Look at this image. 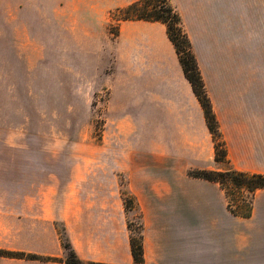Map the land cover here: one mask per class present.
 I'll return each instance as SVG.
<instances>
[{
  "label": "crops",
  "instance_id": "0c3cea01",
  "mask_svg": "<svg viewBox=\"0 0 264 264\" xmlns=\"http://www.w3.org/2000/svg\"><path fill=\"white\" fill-rule=\"evenodd\" d=\"M133 1L0 0V48L7 32L28 33L13 40L19 47H53L55 31L71 34L80 47L116 45L127 62L147 65L142 91L121 96L139 100L162 167L195 160L203 168L264 175V0H169L191 43L227 165L214 161L203 109L165 25L123 20L117 36H109V11ZM16 172L12 184L0 187V248L58 259L0 256V264H71L59 228L81 264H264V188L254 190L249 215L241 216L227 208L217 183H165L174 198L136 203L142 261L135 262L122 200L81 198V181L72 178L60 188L39 184L31 161Z\"/></svg>",
  "mask_w": 264,
  "mask_h": 264
},
{
  "label": "rangeland",
  "instance_id": "374dc122",
  "mask_svg": "<svg viewBox=\"0 0 264 264\" xmlns=\"http://www.w3.org/2000/svg\"><path fill=\"white\" fill-rule=\"evenodd\" d=\"M63 36L55 31L53 47H19L13 40H27L28 33L7 32V46L0 48V187L31 161L39 184L60 188L72 178L81 181V198L122 200L129 233L137 237V202L174 198L165 183H209L187 172L215 168L195 160L162 167L139 100L121 96L142 91L147 65L127 62L116 45L80 47L71 34ZM226 192L233 210L250 207L253 194L234 185Z\"/></svg>",
  "mask_w": 264,
  "mask_h": 264
},
{
  "label": "trees",
  "instance_id": "16d2710c",
  "mask_svg": "<svg viewBox=\"0 0 264 264\" xmlns=\"http://www.w3.org/2000/svg\"><path fill=\"white\" fill-rule=\"evenodd\" d=\"M109 22L107 24L108 32L111 37L118 34V24L123 20H144L157 21L165 25L168 39L172 43L181 65L185 78L189 81L192 91L197 97L204 113L206 126L212 136L214 145V161L228 164L224 141L220 136L217 120L212 111L210 99L206 93L201 74L192 52L191 43L186 32L183 29L180 16L174 10L169 0H135L123 7H117L109 11ZM187 174L191 177L200 178L219 185L227 197L226 186L234 185L245 189L251 195L257 188H264V175L238 170L232 167L225 169H197L189 170ZM128 205V204H126ZM227 208L233 214L248 216L250 207L246 211L238 212L232 209L231 202L227 201ZM128 227V225H127ZM129 230V228H128ZM59 235L62 247L66 251L64 261L71 264H81L82 261L77 258L73 252L64 231L60 228ZM142 235L141 231L137 237L129 233V244L132 257L135 262L142 261ZM0 256L38 259L44 261H54L57 257L41 256L22 251L6 250L0 248ZM89 264H107L99 262H89Z\"/></svg>",
  "mask_w": 264,
  "mask_h": 264
}]
</instances>
